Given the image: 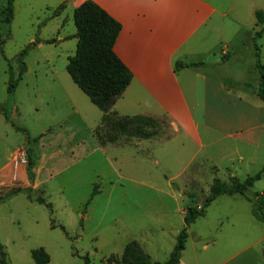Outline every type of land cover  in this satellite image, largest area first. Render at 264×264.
I'll return each mask as SVG.
<instances>
[{
	"label": "rangeland",
	"instance_id": "374dc122",
	"mask_svg": "<svg viewBox=\"0 0 264 264\" xmlns=\"http://www.w3.org/2000/svg\"><path fill=\"white\" fill-rule=\"evenodd\" d=\"M251 1L253 4L244 5L239 17L229 19L225 26L235 31L230 54H220L216 48L206 56L215 64L200 65L206 73L242 92L247 89L235 87L238 82L255 87L259 80L253 41L264 63V35L253 40L249 31L255 27L253 11H264V0ZM5 2L0 0V10ZM59 4L58 15L52 17ZM14 9L10 24L0 17V197L19 190L0 202V247L8 264H36L31 250L38 247L48 253L47 264H85V255L90 264H121L125 245L142 236L149 243L146 253L155 261H165L176 241L173 233L183 227L180 211L189 205L202 206L213 178L228 181L226 166L231 165L222 164L216 171L201 153L186 172H175L191 150L187 143L182 144L180 135L163 143L171 151V144L180 140L175 145L180 149L178 160H173L176 167L165 159L156 164L154 156H159V151L132 157L131 148L99 143L94 129L102 112L66 71L68 58L76 49L71 0H14ZM24 49L25 71L9 97L8 79L10 74L18 76ZM158 122L159 137L172 136L166 120ZM130 141L121 135L111 144ZM27 146L39 157L31 181L25 165L16 168L12 162L16 150ZM261 148L257 160L244 161L242 168H237L234 173L238 178L263 167ZM172 155L175 157L174 150ZM237 159L234 156L232 163L239 164ZM253 191L254 187L248 195ZM39 199L50 203L51 209ZM235 203L236 199L227 195L213 201L194 232L214 236L225 213L238 219ZM251 220L264 233V224L254 217Z\"/></svg>",
	"mask_w": 264,
	"mask_h": 264
},
{
	"label": "crops",
	"instance_id": "0c3cea01",
	"mask_svg": "<svg viewBox=\"0 0 264 264\" xmlns=\"http://www.w3.org/2000/svg\"><path fill=\"white\" fill-rule=\"evenodd\" d=\"M83 1L71 0L72 8ZM92 1L119 22L120 30L113 50L131 74L129 84L111 110L120 116L165 119L172 134L165 138L157 134L120 146L108 144L123 150L131 148L132 157L159 151L154 162L159 164L165 159L174 166L180 151L175 145L180 140L171 144L175 157L173 150L165 149L163 143L172 142L175 135H180L184 140L182 144L187 143L191 150L180 170L175 172H186L198 156L205 153L216 171L222 164L231 165L226 166L229 178L237 177L234 172L242 168L244 161L257 160L260 148L264 150V102L256 95L258 84L252 87L250 83L238 82L235 87L248 90L242 92L228 87L220 78L203 71L201 66L179 70L174 67L176 61L202 62L203 66L211 67L215 63L208 62L206 56L216 48L220 54H230L235 31L225 26L229 19L239 17L244 5L253 4L251 0ZM249 31L253 34L259 31L258 38H262L264 22H255V27ZM165 154L172 156L167 159ZM234 156L238 157L239 164L232 163ZM259 181L264 183V171L256 182ZM255 183L254 191L264 198V184L258 186ZM223 195L236 199L238 219L233 220L232 213H225L214 236H204V231L200 230L194 232L193 227L199 219L208 215L209 205ZM213 201L206 207L205 214L188 226L177 264H264V233L251 220L254 217L251 203L240 193L222 194ZM180 212L184 218L185 210ZM179 230L176 228L173 233L175 239ZM136 241L146 252L147 237L142 236Z\"/></svg>",
	"mask_w": 264,
	"mask_h": 264
},
{
	"label": "trees",
	"instance_id": "16d2710c",
	"mask_svg": "<svg viewBox=\"0 0 264 264\" xmlns=\"http://www.w3.org/2000/svg\"><path fill=\"white\" fill-rule=\"evenodd\" d=\"M59 4L52 12V17L58 15ZM14 0H6L4 7L0 10L1 21L10 24L14 17ZM256 22H264V12L255 11ZM73 22L76 28L74 37L76 38L75 53L68 58L66 71L76 85L83 91L89 100L96 105L102 112L100 123L94 129V135L101 144L112 143L123 135L128 141L132 138L145 139L158 134L159 122L147 116H120L111 110L116 99L123 93L130 82L131 74L126 66L114 53L113 45L120 30V24L110 16L103 8L92 0H85L73 9ZM260 32H255L253 40L258 37ZM255 67L259 72V83L256 95L264 102V63L259 60V46L255 41ZM3 40H0V49ZM25 49L20 53V68L16 78L10 74L7 85V93L12 97L18 81L22 78L25 65L22 57ZM202 62H183L176 61L174 67L179 70L187 66H200ZM226 84V80L223 81ZM28 138V133L27 136ZM27 145L29 144L26 141ZM27 163L25 165L28 180L34 177L33 167L38 159L32 147L27 146ZM263 167L253 175L244 179L230 177L228 181L214 177L209 186V194L204 199L202 206L189 205L185 208L184 226L179 231L176 242L168 256L163 261L152 260L151 257L141 248L136 240L129 241L122 252L119 260L121 264H177L181 252L184 249L187 238V228L196 218L205 214L206 207L218 196L222 194L240 193L251 203V213L258 221L264 223V198L258 191H253L248 195L254 183L260 179ZM13 190L0 197V202L18 193ZM95 191L92 192L94 194ZM39 203L45 204L51 209L50 203H45L39 199ZM264 256V244L262 248ZM31 256L36 264H47L50 260L48 253L43 247L31 250ZM85 264H90L88 255L84 256ZM0 264H8L5 251L0 247Z\"/></svg>",
	"mask_w": 264,
	"mask_h": 264
},
{
	"label": "built area",
	"instance_id": "2783aa9c",
	"mask_svg": "<svg viewBox=\"0 0 264 264\" xmlns=\"http://www.w3.org/2000/svg\"><path fill=\"white\" fill-rule=\"evenodd\" d=\"M13 164L14 166L17 168V167H20V166H24L26 165L27 163V151H26V148L24 147H21V148H18L15 152V156L13 157Z\"/></svg>",
	"mask_w": 264,
	"mask_h": 264
}]
</instances>
